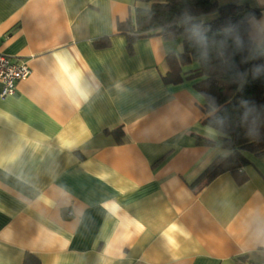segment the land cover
<instances>
[{
	"label": "crops",
	"instance_id": "crops-1",
	"mask_svg": "<svg viewBox=\"0 0 264 264\" xmlns=\"http://www.w3.org/2000/svg\"><path fill=\"white\" fill-rule=\"evenodd\" d=\"M214 1L258 11L247 58L264 52V0ZM133 5L0 0V52L30 69L0 96V264H264V155L199 186L230 151L202 123L198 63L166 83L179 38H139L129 53L117 22Z\"/></svg>",
	"mask_w": 264,
	"mask_h": 264
},
{
	"label": "trees",
	"instance_id": "trees-1",
	"mask_svg": "<svg viewBox=\"0 0 264 264\" xmlns=\"http://www.w3.org/2000/svg\"><path fill=\"white\" fill-rule=\"evenodd\" d=\"M211 11H217L216 18L200 19ZM257 14V10L243 4L218 6L214 0H134L128 17L117 22V31L126 37L129 53L139 38L160 36L164 40H181L180 51L165 58L164 82H181L182 67L198 63L190 78L199 77L192 86L204 98L202 123L222 134V147L230 151L205 168L196 181L200 187L223 172H235L249 164L244 152L264 155V52L247 58L250 49L247 20ZM94 44L106 47L109 40L105 36ZM117 133L120 141L122 131ZM194 138L199 145H214V140L204 136ZM233 261V264H257L250 262L246 254ZM22 264L40 262L27 253Z\"/></svg>",
	"mask_w": 264,
	"mask_h": 264
},
{
	"label": "built area",
	"instance_id": "built-area-1",
	"mask_svg": "<svg viewBox=\"0 0 264 264\" xmlns=\"http://www.w3.org/2000/svg\"><path fill=\"white\" fill-rule=\"evenodd\" d=\"M30 73L24 61H13L0 52V96H8L15 90L16 82L26 78Z\"/></svg>",
	"mask_w": 264,
	"mask_h": 264
},
{
	"label": "clouds",
	"instance_id": "clouds-1",
	"mask_svg": "<svg viewBox=\"0 0 264 264\" xmlns=\"http://www.w3.org/2000/svg\"><path fill=\"white\" fill-rule=\"evenodd\" d=\"M172 227V229H176V226L175 225H173V226H171Z\"/></svg>",
	"mask_w": 264,
	"mask_h": 264
},
{
	"label": "snow or ice",
	"instance_id": "snow-or-ice-1",
	"mask_svg": "<svg viewBox=\"0 0 264 264\" xmlns=\"http://www.w3.org/2000/svg\"><path fill=\"white\" fill-rule=\"evenodd\" d=\"M171 231V230H170ZM173 243H174V241H173Z\"/></svg>",
	"mask_w": 264,
	"mask_h": 264
}]
</instances>
